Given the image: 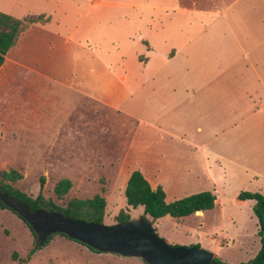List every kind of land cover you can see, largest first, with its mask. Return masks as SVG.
<instances>
[{
	"label": "rangeland",
	"instance_id": "rangeland-1",
	"mask_svg": "<svg viewBox=\"0 0 264 264\" xmlns=\"http://www.w3.org/2000/svg\"><path fill=\"white\" fill-rule=\"evenodd\" d=\"M90 2L75 0L73 16L58 14L33 24L49 27L28 30L22 50L17 44L5 54L0 171H17L21 179L14 188L32 198L40 193L59 206L70 198L100 195L102 224L110 226L119 210L131 219L142 212L126 207L120 186L125 173L114 159L123 160V171H158L167 203L209 191L202 143L209 139L204 146L217 151L213 133L233 114L218 112L213 103L218 77L206 84L202 75H218L213 71L218 60H239L231 73L234 88L247 84L244 64L264 60V0ZM53 3L0 0V11L21 20ZM225 80L229 90L231 78ZM190 87L191 103L183 97ZM171 91L178 92L174 100ZM57 127L64 128L60 136ZM190 160L192 176L183 175ZM60 179L69 180L70 188L57 200L53 186ZM222 185L213 209L158 219L152 223L155 234L170 247H199L225 263L250 260L259 249L257 223L251 202L241 204L234 194L245 183ZM34 240L15 214L0 209V264H142L94 253L58 234L39 249Z\"/></svg>",
	"mask_w": 264,
	"mask_h": 264
},
{
	"label": "crops",
	"instance_id": "crops-1",
	"mask_svg": "<svg viewBox=\"0 0 264 264\" xmlns=\"http://www.w3.org/2000/svg\"><path fill=\"white\" fill-rule=\"evenodd\" d=\"M41 1H44L46 6H49V2L51 1H53L54 3L53 5L50 4V8H41V10L37 9V12L30 14V16H42L46 19L54 17L58 14L73 16V9H77L75 0ZM99 1L101 0H91L90 3L96 6L100 4ZM48 27L49 26H46V28H37V26L33 24L28 26L23 32L18 35L16 41V45L18 44L17 49H20V51L22 50L21 41L28 30L34 29L41 31L42 29H48ZM73 31H75V29L72 30V32ZM68 36L70 35H66L65 38H63L64 42H67L65 43L66 45L71 44V42L66 40ZM162 61L167 62L170 60ZM143 62L144 64L142 65L147 66L149 61L144 60ZM247 62V64H244V67L245 70H247L246 79L248 80V82L243 86V88L238 86L240 89L234 88L235 79L232 75L235 73L234 68L239 63V60H218L217 67L213 69V71L216 70L218 75H202V80L206 84L210 83V77H218V80L214 85L215 89H212L211 91V93H213V95L215 96V101H213V103H215L218 112L222 110V114L227 112L228 116L233 114L227 123H218L219 126L217 133H213L212 140H218L217 151H210L204 146L210 144L209 139L202 143L205 150V155L200 158L202 162V174L208 185L210 186L209 191L207 192H211L215 195L214 203L216 201L217 195L216 190L221 187V185L225 181L227 183L230 180H235L236 182L240 181L241 184L245 183V187L242 189V192L258 193L264 197V60H247ZM228 70L229 72H227ZM238 70L239 69H237V71ZM225 72H227V74H225ZM205 77H208V79H205ZM225 78H231V88L229 90L224 89L225 82L227 81L225 80ZM118 80L122 81L123 78H119ZM207 93H209V91H207ZM177 94V91H171L168 97H171V99L174 100ZM192 96V87H190L189 89L187 88L184 92L183 97H188L187 100L189 103H191ZM96 97L97 96L94 97V101L97 100ZM57 128L59 129H56L54 133L60 136V133L57 132L61 131V129L64 130V128ZM67 135H71V133ZM113 161L117 162V166L115 167L121 170V173H125V178L120 184L122 191V188L125 187V183L130 172L133 170L130 169L129 171L126 169V171H123V160H121V163L118 159H114ZM191 162L192 160L188 162L186 168H189L185 171V173H183V175L186 174L188 176H192ZM136 171H138L148 182L151 189L160 187L162 192L165 193V189L162 185V181H160L158 171L152 170L151 172H149L145 167H139ZM234 194L236 197L237 192ZM244 202H251V206L253 204L252 201H240L241 204H244ZM201 212L202 211H200V214ZM142 264L144 263L142 262Z\"/></svg>",
	"mask_w": 264,
	"mask_h": 264
},
{
	"label": "trees",
	"instance_id": "trees-1",
	"mask_svg": "<svg viewBox=\"0 0 264 264\" xmlns=\"http://www.w3.org/2000/svg\"><path fill=\"white\" fill-rule=\"evenodd\" d=\"M46 21L47 19L42 16H29L20 20L0 12V66L3 63L6 52L16 45L18 35L21 32L31 24L43 23ZM20 179L21 175L15 170L0 171V193H4L26 205L29 211L43 209L47 212H58L65 217L84 222L102 223L105 202L100 195L96 194L90 199L70 198L65 202L64 206H59L52 199L44 198L40 193L32 198L14 188L12 184ZM69 188L70 182L67 179H60L53 186L54 197L57 200H61L67 195ZM123 197L126 207L132 209L140 207L142 209L141 215L146 216L151 224L165 216L179 219L198 211L203 212L211 210L214 207L215 200V195L206 191L167 203L164 200V193L160 187L151 189L148 182L138 171H133L129 174L123 190ZM236 199L239 201L253 202L251 212L256 219V236L259 243V249L256 254L247 262L239 264H264V197L258 193L239 192L236 195ZM0 209L7 208L0 202ZM12 213L15 214L14 212ZM17 217L26 225L34 236L24 220L19 216ZM114 219L115 223H121L130 219V217L124 210H119ZM58 235L65 237L61 234ZM51 237L52 235H50L40 247L46 245ZM37 249H39V247H37ZM88 249L94 253H99L90 248ZM33 252L34 249L30 251V254ZM13 257L16 258L15 255ZM16 264H24V261L17 260ZM210 264L230 263H225L217 257H213Z\"/></svg>",
	"mask_w": 264,
	"mask_h": 264
},
{
	"label": "water",
	"instance_id": "water-1",
	"mask_svg": "<svg viewBox=\"0 0 264 264\" xmlns=\"http://www.w3.org/2000/svg\"><path fill=\"white\" fill-rule=\"evenodd\" d=\"M0 202L29 226L35 235L34 248L44 244L50 235L61 234L96 252L135 258L145 264H210L214 257L212 253L195 246H168L155 234L152 224L143 215L105 226L43 209L29 211L26 205L4 193H0Z\"/></svg>",
	"mask_w": 264,
	"mask_h": 264
},
{
	"label": "bare ground",
	"instance_id": "bare-ground-1",
	"mask_svg": "<svg viewBox=\"0 0 264 264\" xmlns=\"http://www.w3.org/2000/svg\"><path fill=\"white\" fill-rule=\"evenodd\" d=\"M201 213H202V212H201ZM197 214L201 215L200 213H197Z\"/></svg>",
	"mask_w": 264,
	"mask_h": 264
}]
</instances>
